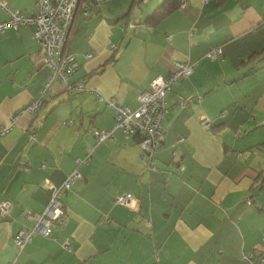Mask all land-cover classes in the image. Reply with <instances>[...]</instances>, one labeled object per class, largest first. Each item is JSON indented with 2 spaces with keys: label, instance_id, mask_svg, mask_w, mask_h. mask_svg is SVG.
<instances>
[{
  "label": "crops",
  "instance_id": "obj_1",
  "mask_svg": "<svg viewBox=\"0 0 264 264\" xmlns=\"http://www.w3.org/2000/svg\"><path fill=\"white\" fill-rule=\"evenodd\" d=\"M34 1L3 0L24 14ZM161 2L78 5L65 45L78 67L43 96L49 68L31 28L0 32V203L11 202L0 215V264H246L241 253L264 238V0H187L147 21ZM216 46L221 54L208 58ZM175 60L192 71L165 93L155 169L121 129L96 141L114 109L95 93L135 109ZM79 81L87 92L67 89ZM39 97L37 113L22 110ZM74 169L62 220L17 252V231ZM123 192L134 209L115 202Z\"/></svg>",
  "mask_w": 264,
  "mask_h": 264
},
{
  "label": "built area",
  "instance_id": "obj_2",
  "mask_svg": "<svg viewBox=\"0 0 264 264\" xmlns=\"http://www.w3.org/2000/svg\"><path fill=\"white\" fill-rule=\"evenodd\" d=\"M101 0H35L34 13L24 14L20 11L10 9L3 0H0V8L6 13V18L0 20V32L5 30H18L21 26L31 28L32 37L41 45L42 62L48 66L49 74L41 89L42 96L51 89L53 83L58 80L67 82V78L78 67L73 53L65 49L70 34L74 12L78 5H82L85 10L88 7L98 6ZM206 2L207 0H201ZM187 0H181L179 7H185ZM221 54L220 46L211 48L206 56L216 58ZM90 56V53L85 55ZM192 71V65L175 60L173 69L166 75H158L150 81L149 89L138 93V106L130 109L117 102L116 99L105 97L95 93L96 97L106 105L114 109V120L105 129H95L93 131L96 141L110 139L115 129H121L126 135L136 137V142L141 150L142 156L146 158L149 169H155L152 159L159 146L162 121L167 113L165 104V93L170 90L171 85L179 78L187 77ZM67 89L73 92H87L89 89L83 81L67 84ZM43 97L32 100L26 104L23 111L35 114L43 104ZM184 103H179L182 106ZM200 124L208 127L210 124L204 117L200 119ZM8 126L0 127V135L6 133ZM87 155L85 159H88ZM79 163L80 159H76ZM80 178L79 172L72 170L59 186H53L49 200L44 209L35 218V223L31 228H22L13 237V244L20 252L22 248L30 242L33 232L43 236L52 233V227L59 223L64 216V209L61 196L69 189L73 180ZM115 202L123 204L130 209L137 205V199L131 192H123L115 196ZM250 200V199H249ZM11 202L4 200L0 203V215L8 212ZM29 216L30 214H25ZM65 246V240L62 242ZM240 259L246 264H264V238L253 249L244 251ZM6 264H15L10 261Z\"/></svg>",
  "mask_w": 264,
  "mask_h": 264
},
{
  "label": "trees",
  "instance_id": "obj_3",
  "mask_svg": "<svg viewBox=\"0 0 264 264\" xmlns=\"http://www.w3.org/2000/svg\"><path fill=\"white\" fill-rule=\"evenodd\" d=\"M140 1V0H138ZM181 0H162V2L147 16V21L156 22L167 13L178 8Z\"/></svg>",
  "mask_w": 264,
  "mask_h": 264
}]
</instances>
